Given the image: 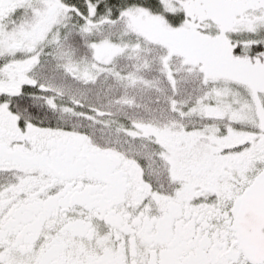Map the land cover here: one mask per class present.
Returning <instances> with one entry per match:
<instances>
[{
  "label": "snow or ice",
  "instance_id": "1",
  "mask_svg": "<svg viewBox=\"0 0 264 264\" xmlns=\"http://www.w3.org/2000/svg\"><path fill=\"white\" fill-rule=\"evenodd\" d=\"M0 264H264V0H0Z\"/></svg>",
  "mask_w": 264,
  "mask_h": 264
}]
</instances>
